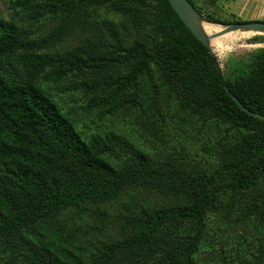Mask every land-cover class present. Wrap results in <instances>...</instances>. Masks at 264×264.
<instances>
[{"label": "trees", "instance_id": "trees-1", "mask_svg": "<svg viewBox=\"0 0 264 264\" xmlns=\"http://www.w3.org/2000/svg\"><path fill=\"white\" fill-rule=\"evenodd\" d=\"M12 4L32 23L57 25L34 37L0 17V264H264V120L231 97L264 114V47L227 76L168 0ZM76 29L86 35L79 46L53 49ZM44 84L94 93L80 108H98L99 121L135 107L159 153L117 134L86 137ZM130 187L174 201L133 202L123 236L91 254L74 229L44 220L104 214L86 204Z\"/></svg>", "mask_w": 264, "mask_h": 264}, {"label": "rangeland", "instance_id": "rangeland-1", "mask_svg": "<svg viewBox=\"0 0 264 264\" xmlns=\"http://www.w3.org/2000/svg\"><path fill=\"white\" fill-rule=\"evenodd\" d=\"M206 0H193V2L202 10V16L211 15L215 17L217 22L202 21L207 27L206 34L214 33L223 28V23H230L234 21L250 22L262 21L264 18L249 19L248 16L231 12L229 9H223L217 6L214 7L205 2ZM0 17L6 24L15 25L25 30L29 36L39 37L47 34L56 25L57 21L54 18L46 17L36 23L27 20L26 15L17 9H14L12 0H0ZM204 17V18H205ZM208 18V17H207ZM144 31L140 32L137 36L143 39L145 36ZM73 35V36H72ZM65 37L62 41L58 42L54 50L64 51L71 47H77L81 44L83 38L86 37L85 32L76 29L74 34ZM130 36L135 37L132 32ZM218 38V41L213 42ZM264 47V31H251L246 29H233L231 32L224 33L220 36L210 39V49L216 55L219 67L225 75L230 76L242 65L248 63L252 59V53L259 48ZM126 68L119 70L110 69V74L123 73ZM65 81L60 84L63 85ZM54 98L63 107V110L69 113L79 127L80 131L89 137L93 134L104 136L106 134H117L128 139L137 148L148 151L152 155H156L160 151L153 137L146 131L135 125L134 115L138 114V110L127 108L119 110L112 115L104 118L103 121L97 119L98 108H94L88 113L81 110L83 101L88 100L94 93L83 95L81 93H60L53 88V85H43ZM145 87L143 83L142 88ZM130 90H128L129 92ZM82 103V104H81ZM81 104V105H80ZM148 110V107H146ZM175 126V125H174ZM176 127V126H175ZM188 127V126H187ZM186 127V128H187ZM176 134L179 139H184V132L179 131L176 127ZM175 145L178 147V140H175ZM191 149L196 148V142H188ZM174 201L171 195L164 194L158 191H153L145 188L130 187L124 190L113 202L104 205H94L87 203L86 207L93 211L103 210L105 213H73L72 211H64L54 219H44L49 222H59L60 225L65 226V232L68 233L74 229L75 235H79L84 241V250L86 254H91L95 248L101 243H107L110 239H117L123 236V229L127 222V218L134 215L138 209L137 206H132L135 202H143L145 204L153 205H169ZM134 202V203H133ZM132 206V207H131ZM41 223V222H40ZM228 243V240H226ZM210 257L211 260V256ZM17 264H20L18 261Z\"/></svg>", "mask_w": 264, "mask_h": 264}, {"label": "water", "instance_id": "water-1", "mask_svg": "<svg viewBox=\"0 0 264 264\" xmlns=\"http://www.w3.org/2000/svg\"><path fill=\"white\" fill-rule=\"evenodd\" d=\"M179 18L183 21L191 33L206 47L210 48V39L220 36L224 33L231 32L233 29H246L251 31H264V22L250 21V22H230L223 23V28L211 34H206L202 29L200 22H209L202 14L191 4L189 0H168ZM238 106L246 111L248 114L263 119L264 114L248 110L244 107L235 96H231Z\"/></svg>", "mask_w": 264, "mask_h": 264}, {"label": "crops", "instance_id": "crops-1", "mask_svg": "<svg viewBox=\"0 0 264 264\" xmlns=\"http://www.w3.org/2000/svg\"><path fill=\"white\" fill-rule=\"evenodd\" d=\"M210 5L208 4L209 7ZM211 6L215 9L217 6L229 9L231 12L246 15L249 19L264 18V0H216Z\"/></svg>", "mask_w": 264, "mask_h": 264}, {"label": "bare ground", "instance_id": "bare-ground-1", "mask_svg": "<svg viewBox=\"0 0 264 264\" xmlns=\"http://www.w3.org/2000/svg\"><path fill=\"white\" fill-rule=\"evenodd\" d=\"M200 25H201V27H202L203 30H205V31L207 30V27L203 24L202 21L200 22ZM205 31H204V32H205ZM217 41H218V38H216V39L213 40V42H215V43H216Z\"/></svg>", "mask_w": 264, "mask_h": 264}]
</instances>
